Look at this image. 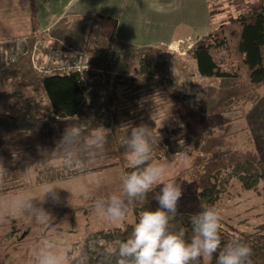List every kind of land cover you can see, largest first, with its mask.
Instances as JSON below:
<instances>
[{"label": "rangeland", "instance_id": "1", "mask_svg": "<svg viewBox=\"0 0 264 264\" xmlns=\"http://www.w3.org/2000/svg\"><path fill=\"white\" fill-rule=\"evenodd\" d=\"M210 3L215 6L221 5L218 8L223 10L213 18L214 31L231 16L236 17L239 14L228 0L215 2L210 0ZM102 38V43L99 45L105 50L93 58L89 57L93 68L99 67L102 60L107 58L108 44L105 43V37ZM94 39L95 36L93 41ZM118 50L123 53V60L115 62L119 64L117 71L114 72L117 80L139 77V71L145 65L148 70L157 71L160 76L162 73L172 76L179 83L184 94L194 95L198 100L205 101L200 110L198 107L189 105L184 109L190 124L191 135L202 138L198 151L190 157H175L168 162L162 161L169 165L163 182L174 180L183 188L184 194L179 202V213L190 214L202 210L201 193L209 189L211 196L218 195L217 204L223 217L221 232L234 239L240 234L260 233L264 236V199L256 192L243 191L237 177L230 179L227 184H219L218 193L212 191L208 180L209 176L214 174H217L220 180L232 175L239 163L248 162L258 167L259 162H264V88L257 94H252L250 90L238 85L234 76L211 80L202 78L197 74L195 61L189 56V50L184 44L180 47L178 43H173L152 50ZM48 51L44 49V55ZM20 52L22 55V50ZM224 68L228 73L233 72L232 66L225 65ZM32 71V75L28 77L29 81L38 82L41 74H36L33 68ZM35 87L39 94L43 93L38 84ZM111 95L112 90L109 91V98ZM93 116L95 115H84L80 120L74 121L79 125L82 124L80 132L93 128L95 121L99 120V118L96 119L97 116L95 118ZM0 119L2 124L9 122L4 116ZM101 120L104 118L100 117ZM48 121L52 122L49 119H42L39 123ZM13 124L16 127H0V138H2L0 157L3 158L0 181L4 182L8 188L16 187L22 178H34L38 171L34 170L32 166L34 164L29 162L40 161L43 156L37 149L30 152L31 156L26 162L17 161L16 152L22 151L25 143L22 144L14 136L21 127L37 126V124L30 119V116L28 119L22 118V121L18 119ZM52 124L55 123L52 122ZM113 129L119 128L113 125L111 130ZM48 131L49 128H47ZM54 133L44 134L47 135L42 140L45 149L48 148L49 138L51 139ZM91 134H94L93 129ZM121 135L108 134L103 157L95 154L92 160L87 161L85 156H80L87 162L86 166L89 170L86 176L77 179L76 183H55L60 199L63 196L61 191H64L65 196L71 198V201L62 204L60 200L59 203L49 204L56 198L52 194L45 195L40 186L15 193V198L1 199L0 264H35L34 257L38 254L35 245L38 241L54 243L56 251L77 253L76 244L82 242L88 234L134 225L143 211L154 210L157 207L154 197L158 189H155L148 194L143 203H134L130 207L126 221L120 226L108 221L102 213L95 211L93 199L107 198L112 193H119L122 190V178L127 172V166L124 158L126 146L121 140L127 136L123 133ZM3 139L5 142L1 144ZM82 149L85 150L81 152L87 153L89 150L93 152L86 144ZM49 164L52 162L49 161ZM106 164L110 166L100 167L98 171L91 172ZM45 166L48 164L45 163ZM38 169L44 171V166L40 165ZM79 186L81 188L86 186L84 189L91 190V198L81 200L85 205L76 196ZM71 193L75 195L72 197ZM5 194L6 191L1 196L5 197ZM84 206L86 208L82 209ZM78 207L81 208L80 211ZM41 212L47 213L50 219L37 223L36 217Z\"/></svg>", "mask_w": 264, "mask_h": 264}, {"label": "trees", "instance_id": "2", "mask_svg": "<svg viewBox=\"0 0 264 264\" xmlns=\"http://www.w3.org/2000/svg\"><path fill=\"white\" fill-rule=\"evenodd\" d=\"M228 1L239 13L238 16H231L224 21L214 35L198 41L188 51V54L195 61L197 71L202 78L211 80L234 76L238 85L250 90L253 92L252 94H257L264 88V0ZM31 3L34 25L31 38H33L38 30L37 7L34 0H31ZM220 6L209 4V15L212 19L216 14L223 12L218 8ZM33 47L32 43L25 46L22 55L15 62L9 63V58L8 63L0 64V117L4 116L9 121L7 124H2L0 119L1 128L16 127L12 123L23 113L26 118L30 116L31 106L40 105L41 111H43V114L39 116L35 114L34 118L40 120L42 116H47L50 110L60 121H73L77 116L84 115L85 107L95 106L93 113L99 120L95 121L92 129L103 124L105 128L111 130V127L115 125L119 129L111 130L112 134L120 136L123 133L124 136H128L129 129L121 128L124 125L147 124L152 127L154 135L158 137L156 158L160 161L168 162L175 157H190L198 151L202 144V138L191 135L190 124L184 114V109L189 105L198 107L200 110L205 101L198 100L194 95L184 94L179 83L172 76L166 73H162L160 76L157 71H150L143 65L139 71V77L117 80L114 72L117 71L119 64L104 58L99 67H92L89 70H84L83 73L66 70L54 71L52 75H41L38 82L32 83L28 77L32 75V68L35 70L31 62ZM125 47L116 44L113 40L107 45L108 49L126 50ZM103 50L105 49L99 44H89L80 52L84 57L93 58ZM51 51L55 50L49 49L48 53ZM60 52L64 54L65 60L74 54V52L67 53L68 55L64 51ZM225 65L232 66L233 72H226ZM83 75L87 77L86 89H83L80 84ZM36 84L43 90L42 97H37ZM110 90H112V95L106 104H102V92ZM47 108L48 110H46ZM100 117L104 120L100 121ZM42 125L21 127L14 136L22 144L25 143L24 149L16 152L19 163L26 162L31 156L30 152L34 150L39 149L43 154L40 161L29 162L34 164L32 165L34 170L37 169L36 176L22 178L14 188L6 187V184L0 181V200L15 198V193L35 186L42 187L46 183H76L77 179L88 174L87 162L83 161V157L80 158V156H85L89 161L95 155L90 150L87 153L81 152V150H85L82 148L86 144L87 137L92 135V129L80 132L76 142L63 144L65 147L62 150H55V153L49 154V146L45 149L41 142L47 136L44 134L49 131L47 132V128ZM126 138L123 137L121 141L124 142ZM1 140L2 138H0ZM181 141H183L182 144ZM4 142L3 139L1 144ZM77 159L84 162L83 167L79 170L75 167ZM49 161L52 164H49ZM7 162L10 163V161ZM45 163L48 166H45ZM40 165L44 166V171L38 169ZM107 166L110 165L99 166L96 170L91 169V172H96L100 167ZM126 171L129 172L130 168L127 167ZM234 177H237L243 191L256 192L264 199V162H259L258 167L248 162L239 163L232 175L220 180L218 175L214 174L210 175L208 180L211 183L212 191L218 193V185L227 184ZM5 191V197L1 196ZM217 196H211L209 189L204 190L201 193L203 207L215 205L219 208ZM193 214L195 213L180 214L174 222L177 227H184L189 236L191 235L190 216ZM134 225L88 234L82 242L76 244V255L84 253L89 258L88 264H101L103 250L109 246L117 247L118 241H126ZM221 236L222 246L234 240L223 232H221ZM236 239L251 246L252 264H264V236L262 234H240ZM215 260L214 255L211 264H215Z\"/></svg>", "mask_w": 264, "mask_h": 264}, {"label": "clouds", "instance_id": "3", "mask_svg": "<svg viewBox=\"0 0 264 264\" xmlns=\"http://www.w3.org/2000/svg\"><path fill=\"white\" fill-rule=\"evenodd\" d=\"M81 125L66 128L59 143L77 141ZM129 135L124 140L126 166L132 169L122 178V190L107 198L92 200L94 209L103 214L110 222L122 225L134 203H143L148 194L155 189L157 207L143 211L126 241H118V246L106 247L101 253V264H211L215 255V264H252V248L240 239L231 240L222 246V212L215 205H205L203 209L190 216L191 235L184 227L174 223L179 213V202L183 197L182 186L174 180L163 182L169 165L156 158L158 137L147 124L133 126L127 124ZM86 139V145L94 154L103 157L107 136L111 133L100 124ZM160 140V136H159ZM183 141H181V144ZM84 162L77 159L75 167L82 168ZM0 170H3V158L0 157ZM45 195L52 194L60 201L55 184H44ZM72 197L75 195L71 193ZM79 194L90 199L89 193L79 189ZM50 217L41 212L36 222H46ZM38 250L35 264H88V257L81 253L56 251L52 242H37Z\"/></svg>", "mask_w": 264, "mask_h": 264}, {"label": "crops", "instance_id": "4", "mask_svg": "<svg viewBox=\"0 0 264 264\" xmlns=\"http://www.w3.org/2000/svg\"><path fill=\"white\" fill-rule=\"evenodd\" d=\"M34 2L37 7L38 30L31 38L34 26L31 0H0L1 65L8 63L13 54L23 50L30 43L41 44L45 50L58 49L71 54L82 51L89 44L102 43L104 36L106 44L113 40L116 44L126 46V50L157 49L173 43H178L180 47L184 44L190 50L198 41L214 35L218 30H213V19L209 15L210 0H34ZM93 36L96 43H92ZM39 93L37 92V97H42L43 93ZM91 107H85L84 115H95L93 113L95 106ZM29 113L30 119L37 126L41 125L39 122L42 119H49L55 123L52 124L51 121L42 123V126L49 127V134L55 132L52 138H49V154L64 148L59 141L65 129L79 125L74 121L84 117L80 115L73 119L72 123L71 121L62 123L63 121L49 110V114L42 116L39 121L33 116L43 114L40 105L30 107ZM21 117L26 118V115L23 113L18 119ZM85 187L83 186V189ZM85 190L91 196V190ZM61 194L62 204L71 201V198L65 196L64 191H61ZM76 196L80 202L85 200L79 191ZM53 202L57 200L53 199L49 204ZM82 204L85 205L84 201ZM80 207L77 208L79 211ZM84 208L86 206L82 209Z\"/></svg>", "mask_w": 264, "mask_h": 264}, {"label": "built area", "instance_id": "5", "mask_svg": "<svg viewBox=\"0 0 264 264\" xmlns=\"http://www.w3.org/2000/svg\"><path fill=\"white\" fill-rule=\"evenodd\" d=\"M166 46V45H164ZM169 46V45H167ZM21 50L16 52L10 57V62H15L21 55ZM44 49L41 45L36 44L33 47L31 53V62L34 69L38 74L41 75H52L54 71H71L77 73H83L84 70H89L92 68V63L89 57H84L81 52H74V54L65 60L64 54L60 51H51L44 55ZM107 58L109 61L121 62L123 60V53L116 49H109L107 51ZM81 87L83 89L87 88V77L82 76ZM109 91H104L101 94V103L106 104L109 96Z\"/></svg>", "mask_w": 264, "mask_h": 264}]
</instances>
